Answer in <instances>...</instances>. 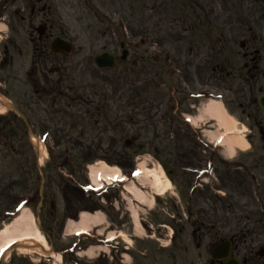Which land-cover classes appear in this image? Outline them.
Here are the masks:
<instances>
[{
	"label": "rangeland",
	"instance_id": "374dc122",
	"mask_svg": "<svg viewBox=\"0 0 264 264\" xmlns=\"http://www.w3.org/2000/svg\"><path fill=\"white\" fill-rule=\"evenodd\" d=\"M20 1H25V11ZM30 1L32 5L35 0ZM44 4L49 9L42 13L40 6ZM11 5L5 10L4 19L0 18L1 25L5 24L1 36H14L15 45L22 47L23 54L11 47L13 61H4L5 39L0 37V96L5 100L18 105L23 90L33 94L36 91L28 75L32 64L27 35L30 27L46 20L52 24L53 34L65 37L75 46L70 56L58 57L63 62L62 67L68 64L67 75H52L54 80H63L64 95L56 96L57 103L52 106V98L40 94L41 105H33L37 111L31 115L40 128L37 139L43 149L40 152L42 199L38 212L41 226L48 233L50 243L59 238L60 247L82 230L87 233L119 231L124 240L116 239V243H111L112 260L103 252L93 257L82 255L80 259L67 253L61 264H165L167 259L157 254L143 258L136 251L141 246L155 247L159 243L154 237L145 236L143 231L134 233L132 210H136L139 219H171L183 217L177 216L176 208L180 203L195 202L189 197V189L197 182L194 169L201 153L197 142L203 139L196 126L207 120L206 116L201 120L197 116L210 98L223 101L236 133L252 144L247 143L243 150L236 147L228 158L225 151L228 135H223L224 129L210 123L203 126V134L215 132L214 142L221 146H215L214 142L210 145L215 149L214 154L239 164L237 162L247 161L248 155L259 153L249 132L253 129L237 109V93L232 91L225 97L224 85L219 82L213 95L196 99V103L189 95L202 87L197 79L198 67H203L199 49L208 42L207 29L218 28L219 31L220 27L239 26V21L243 27L264 29V0H42L37 14L30 19L26 0H11ZM122 41L128 49L125 60L120 59ZM104 51L113 52L118 62L114 68L102 71L92 62L96 54ZM132 60L137 61L135 66ZM246 87H242L245 92ZM58 108L63 110L61 114L56 112ZM6 114L8 109L3 107L0 116ZM186 115L195 118L191 119L194 124L185 120ZM125 139L131 140V144L125 145ZM3 161L0 146V228L24 204L35 209L41 195L39 179H30L27 172L24 189L17 183L15 172L14 187L4 191L8 179L3 174ZM99 161L118 167L128 181L133 180L144 194L145 203L129 198L120 182L104 185L99 190H81L82 186L90 185L88 166ZM29 162L27 167L32 166ZM158 164L163 165L170 179V185L161 196L153 194L151 178L145 172ZM140 170L142 175L137 177ZM35 171L38 176L39 171ZM233 172V183L226 181L227 187H234L236 180L244 179L243 168ZM67 175L73 176L75 181ZM245 178L250 179L248 174ZM246 186L252 187V184L249 182ZM253 186L256 191L257 185ZM151 195L154 200L149 203ZM257 195L256 192L250 197L256 202ZM234 197L242 201L245 194ZM98 209L105 214L100 212L101 222L94 223L91 217ZM82 211L91 215L88 227L79 224ZM165 238L163 245L169 239ZM76 239L78 246L89 241ZM102 240L103 236L98 237L97 243ZM55 247L58 248L53 246L54 252ZM93 252L96 254L98 250ZM4 264H51V260L14 249L9 251Z\"/></svg>",
	"mask_w": 264,
	"mask_h": 264
},
{
	"label": "flooded vegetation",
	"instance_id": "af4514ba",
	"mask_svg": "<svg viewBox=\"0 0 264 264\" xmlns=\"http://www.w3.org/2000/svg\"><path fill=\"white\" fill-rule=\"evenodd\" d=\"M41 1L35 0L29 5L31 1L26 0L30 8L27 13L29 19L37 14V6ZM19 4L23 5L21 9L25 11V1ZM9 6H12L11 0H0V18L4 19V12ZM47 9L45 4L40 6L42 13ZM39 24L44 25L41 33L36 32L35 27H30L31 31L27 32L32 52L28 75L31 77V87H35L36 91L34 94L24 90L21 92L17 107L23 117L12 110L0 116L3 174L8 179L4 191L14 187L15 172L21 189L25 184L26 172L30 179L36 175L37 154L29 130L37 135L40 128L31 116L32 112L37 111L33 105H41L42 93L52 98V106L57 103L56 96L64 95L63 80H54L52 75H67L68 64L62 67V60H58V57L67 56L50 51L51 40L57 36L52 33V24L46 20ZM240 24L239 21V26L232 24L220 27L219 31L218 28L207 29L209 41L199 49L202 51L203 67H198L197 79L202 86L198 99L213 95L219 82L224 85L222 93H226L225 97L232 91L237 93V109L255 131L249 130L259 153L248 155L247 161L235 164L215 155V149L199 138L197 143L201 153L197 156L199 164L195 168L198 177L196 186L191 190L195 202L179 204L177 216L183 217L139 219L144 235L154 237L161 247L157 244L155 247L141 246L136 251L143 258L157 254L167 259L165 264H264V110L255 102L264 93V29L257 31V27H243ZM3 38V60L12 62L11 47L23 54L22 47L15 45L14 36L10 38L4 35ZM243 86H247L246 92L242 90ZM56 112L61 114L63 110L58 108ZM210 125L209 121H204L198 125L199 131L203 132V126ZM28 160L32 163L30 167H27V163H30ZM247 163L252 164L248 166ZM238 168H243L244 179L236 180L237 185L234 187H227L225 182L233 183V171ZM253 169L254 172L251 171ZM247 174L249 180L245 178ZM249 182L252 187L246 186ZM254 184L257 185L256 191L252 189ZM256 192L258 204L250 197H254ZM241 193L245 194L242 201L234 197ZM165 237L169 239L163 245Z\"/></svg>",
	"mask_w": 264,
	"mask_h": 264
},
{
	"label": "bare ground",
	"instance_id": "6f19581e",
	"mask_svg": "<svg viewBox=\"0 0 264 264\" xmlns=\"http://www.w3.org/2000/svg\"><path fill=\"white\" fill-rule=\"evenodd\" d=\"M3 30V27H0ZM0 113H3V107L0 106ZM207 117V119H213L215 125L218 128H222L227 132L228 138L225 140L226 142V154L227 156H232L236 150V147H240V149H244L247 145V142L243 140V138L239 137L236 130H234L233 121L230 119V116L227 114L226 110L223 108L220 100L210 99L205 102L203 108L199 111L198 119ZM209 137L212 139L215 137V132H209ZM40 150H43L41 145ZM89 179H91L98 186H102L105 183L111 184V182L115 181L117 176H120V180H127L126 177L120 174V170L116 166H109L106 163L99 161L94 165H89ZM146 175L150 176V186L152 188V192L154 195L161 196L164 194L168 186L170 185V181L165 175L163 169L160 165L151 169H145ZM141 170L139 171V175L137 177H141ZM125 190L129 194L130 198L134 199L138 203H145V196L142 193L141 189L135 184V182L128 181L125 184ZM154 197L149 196V203H152ZM81 221L80 226L88 227V217H91L90 214H86L85 212H81L80 214ZM132 219L134 220V231L135 233H141L142 229L138 223L137 212L132 210ZM95 222H101L103 216L100 212H95L91 217ZM113 237V232L110 231L108 234V238ZM17 242H25L29 244H40L43 246L45 250L49 248V245L43 236V234L38 230L36 226L35 216L31 212L29 208L24 206L16 216H14L11 220L4 223L0 228V257L7 256L9 249L12 244ZM96 249H100V247H89L83 254L88 256H93ZM21 253L33 254V255H42L41 249L39 247H34L32 249H18ZM102 250V249H101ZM61 255L55 253L53 255V264H60Z\"/></svg>",
	"mask_w": 264,
	"mask_h": 264
},
{
	"label": "water",
	"instance_id": "95a60500",
	"mask_svg": "<svg viewBox=\"0 0 264 264\" xmlns=\"http://www.w3.org/2000/svg\"><path fill=\"white\" fill-rule=\"evenodd\" d=\"M51 50L52 51H58L60 52H65V53H70L72 51V45L70 43L65 42L64 40L60 39V38H56L53 40L52 44H51ZM123 57H125V52L123 54ZM94 61L97 63L98 66L100 67H111L114 66L115 64V58L112 55H110L109 53H102V54H98L95 56ZM0 104L4 105V106H9L12 107L9 103L3 101V99H0ZM260 106L262 108H264V100L261 98L260 101ZM13 108V107H12ZM130 140H126L125 143L128 145L130 144ZM17 246H21V247H34L37 245H25V244H17ZM44 251V250H43ZM49 252H51V250H49Z\"/></svg>",
	"mask_w": 264,
	"mask_h": 264
},
{
	"label": "trees",
	"instance_id": "16d2710c",
	"mask_svg": "<svg viewBox=\"0 0 264 264\" xmlns=\"http://www.w3.org/2000/svg\"><path fill=\"white\" fill-rule=\"evenodd\" d=\"M12 261V260H11Z\"/></svg>",
	"mask_w": 264,
	"mask_h": 264
}]
</instances>
